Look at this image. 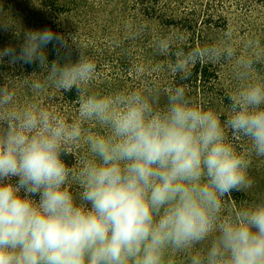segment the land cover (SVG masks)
<instances>
[{
  "label": "clouds",
  "instance_id": "1",
  "mask_svg": "<svg viewBox=\"0 0 264 264\" xmlns=\"http://www.w3.org/2000/svg\"><path fill=\"white\" fill-rule=\"evenodd\" d=\"M15 35L0 65L34 66L24 78L31 94L74 93L77 112L68 119L21 104L0 83V264H264V199H231L254 188L252 158H264V83L230 93L223 114L183 83L165 89L161 104L155 88L93 90L98 63L74 37L48 28ZM154 50L179 81L234 54L189 46L181 33L158 35Z\"/></svg>",
  "mask_w": 264,
  "mask_h": 264
},
{
  "label": "rangeland",
  "instance_id": "2",
  "mask_svg": "<svg viewBox=\"0 0 264 264\" xmlns=\"http://www.w3.org/2000/svg\"><path fill=\"white\" fill-rule=\"evenodd\" d=\"M87 1L89 5L87 8L85 7L84 18L81 19L79 15L72 12L61 15L58 21L64 31L71 33L77 31L79 44L84 46L88 42L95 47L108 45L107 48L112 52L115 47H119V43L124 45L126 42L125 46L122 45L124 51H130V47H132V52L136 49L141 51L140 54L146 52V44L140 41L142 40L140 37L136 38L135 32L139 30L148 37L155 36L157 22L141 24L143 18L138 12L134 0ZM160 6L164 9L167 17L174 18L177 22L176 27L169 30L171 33H178L182 24L189 29L188 34H186L189 37L198 35L202 37L205 45L213 44L221 49L231 48L234 50V54L230 58L225 56L217 60L218 63H221L220 89L223 95L222 99L226 100L230 93L248 84L264 83V0H162ZM78 26L79 30H77ZM87 31H91V36L85 37ZM229 32L231 35L226 36V33ZM8 43L10 40L2 42L1 46L4 47ZM84 47L86 48V46ZM74 49L76 51L72 48L73 59L77 56L75 46ZM144 56L147 62L142 64L144 67L143 76L149 78L146 81L151 83L150 79H153L157 73V70H154L157 64L152 61L153 54L144 53ZM26 67L16 65L10 71V67L8 68V73L15 77L10 83L17 90L18 102L21 104L37 102L62 111L68 119H74L77 103L67 102L63 97H56L55 89H47L40 96L31 94L24 85V78L34 68L27 70ZM111 73L109 68H100L93 90L108 92L118 89L116 85L119 84H115L113 80L106 77ZM144 84L148 85L147 82ZM156 86L158 85L156 84ZM130 87L129 84L121 86V88ZM158 90L163 92L160 90V86ZM189 94L196 103L213 109L219 114L226 111L227 100L224 103L220 97H215L212 104L208 105L203 103L199 93L195 90H191ZM165 99L164 94L160 93L161 104L164 103ZM85 128L97 130L93 124H86ZM242 143L247 150V142ZM260 167L262 168V165Z\"/></svg>",
  "mask_w": 264,
  "mask_h": 264
},
{
  "label": "trees",
  "instance_id": "3",
  "mask_svg": "<svg viewBox=\"0 0 264 264\" xmlns=\"http://www.w3.org/2000/svg\"><path fill=\"white\" fill-rule=\"evenodd\" d=\"M161 1L162 0H134L137 10L143 18L141 24H154L157 22L155 36L152 35L148 37L139 30L135 32L137 35L136 38L140 37V39H142L140 41L146 44V52L140 54L141 51L138 49L132 52V47H130V51H124L122 49L123 43H119V47H115V49L110 52L109 48H107L108 45L104 47H95L93 45L91 46L88 42L84 44L87 48L86 50H88L87 52L98 63V69H110L112 73L111 75H106V77L107 79L113 80L115 84H119L116 85L118 89L121 88V86L123 87V84H129L131 86L130 88L150 87L158 89L160 86V90L163 91H160V93L164 94L165 89L174 87L177 83H183L188 88L189 92L191 90L198 92L203 103L205 102L210 105L215 97H220L221 101L226 103V100L222 99L223 95L220 89L221 63L213 61L211 63L197 65L193 69V75L188 81H179L167 67L170 63V58L161 57L156 54L154 50V41L157 36L172 34L169 30L177 25L174 18L167 17L165 14L164 9L160 6ZM88 5L89 2L87 0H0V20L10 22L8 30L0 29V48H3L1 46L2 42H6L7 40H10V43L6 46L17 45L19 43L15 35L17 31L22 35L25 30H40L45 28L63 34L65 37L69 38L70 44L72 37L78 41L79 37H77V31H74V33L64 31L62 25L58 23L59 17L74 12L82 19L85 17V7L87 8ZM79 29L78 26L77 30ZM178 31V33L183 34L184 40L189 46L194 45L199 47L205 45L202 37L198 35L189 37L186 35L189 29L182 26V24L181 29ZM91 34V31H87L85 37L91 36ZM125 43L123 46H125ZM74 46L75 45H73L72 48L76 51ZM47 51L49 60L54 59L55 53L51 50V46H49ZM144 53L148 55L153 54L154 57L152 61L157 65L163 66L157 70L155 77L150 79V81H152L151 83L146 81L149 78L145 77V75L140 77L134 75V67L138 64L142 65L147 62ZM9 67L7 65H0V83L3 82V78L7 79L9 82L14 80L15 77L8 73ZM11 68L13 67H10L9 71ZM32 68H34V66L26 67L27 70H32ZM36 70L38 71V69ZM144 82H147L148 85H145ZM156 84L158 86H156ZM55 96L63 97L67 102L76 103V96L74 93H61L56 91ZM242 142L245 141H236L235 146L240 151H246ZM64 159L69 165L74 163V158L71 156H66ZM260 165H262V168ZM249 173L255 181L254 188L247 193H233L231 199L235 205L264 199V158L253 157Z\"/></svg>",
  "mask_w": 264,
  "mask_h": 264
}]
</instances>
